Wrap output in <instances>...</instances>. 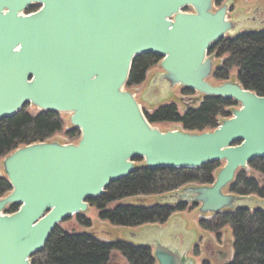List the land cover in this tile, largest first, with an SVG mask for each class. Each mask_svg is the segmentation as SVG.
Listing matches in <instances>:
<instances>
[{
	"label": "water",
	"instance_id": "water-1",
	"mask_svg": "<svg viewBox=\"0 0 264 264\" xmlns=\"http://www.w3.org/2000/svg\"><path fill=\"white\" fill-rule=\"evenodd\" d=\"M216 1L0 0V123L30 106L69 116L81 132L77 143H34L4 158L12 191L0 198V264H33L61 223L85 214L90 200L139 161L147 169L225 164L213 185L191 184L159 205H197L202 216L251 209L241 206L246 196L226 191L239 171L264 158V97L239 82L210 81V50L236 30L230 5L216 9ZM143 54L162 59L161 94L178 86L239 107L214 130L162 131L126 89ZM12 206L18 210L8 213ZM254 209L264 211V200ZM175 221L157 230L147 225L151 244H138L153 247L157 264H193L191 235Z\"/></svg>",
	"mask_w": 264,
	"mask_h": 264
},
{
	"label": "trees",
	"instance_id": "trees-1",
	"mask_svg": "<svg viewBox=\"0 0 264 264\" xmlns=\"http://www.w3.org/2000/svg\"><path fill=\"white\" fill-rule=\"evenodd\" d=\"M39 5L33 6L28 13L35 12ZM218 57L228 55L223 65L215 71L216 82H226L230 72L238 68V81L249 91L264 97V31L247 32L235 38L221 40L210 50ZM161 58L154 54H143L133 63L127 84L129 89L146 82L148 72ZM185 95L196 94L184 90ZM238 104L233 99L204 97L196 108L189 107L180 114L176 104H166L152 113L145 111L151 124L175 123L190 132H205L219 127L221 121L231 117ZM30 106L17 115L6 118L0 123V159L8 156L20 147L34 143L48 142L63 131L65 121L59 113L37 112L32 115ZM67 136L79 139L81 133L71 129ZM143 161H139L141 163ZM224 166L214 162L200 169H147L142 165L130 176L120 179L106 189V193L90 200L92 207L100 212V218L116 226L139 227L150 224H165L171 216L185 210L186 205L171 207L118 206L109 207L129 197L140 195L164 196L187 185H213L217 171ZM252 172L262 179L249 176L247 171H239L229 192L239 196L256 195L264 199V158L250 163ZM12 191L11 184L4 174H0V198ZM18 210L9 207L8 213ZM77 222L91 228L92 221L84 215H78ZM69 220V219H68ZM66 220V221H68ZM201 226L210 231H221L230 225L234 232V258L229 264H264V211L241 208L233 212L220 213L210 221H201ZM113 252L121 253L129 264H155L150 247L135 246L124 241L106 243L89 234L70 233L58 226L51 235L46 247L31 257L33 264H110ZM203 264H210L204 262Z\"/></svg>",
	"mask_w": 264,
	"mask_h": 264
},
{
	"label": "rangeland",
	"instance_id": "rangeland-1",
	"mask_svg": "<svg viewBox=\"0 0 264 264\" xmlns=\"http://www.w3.org/2000/svg\"><path fill=\"white\" fill-rule=\"evenodd\" d=\"M217 1L218 3L216 4V9L220 8L224 2L230 5V18H232V20L236 23V30L234 33L235 36L242 33L259 32L264 30V0ZM212 55L215 58L217 68L223 65L224 61L228 58V55H224L222 57H218L216 54ZM161 72V68L159 64H157L150 70L145 83L131 89L127 87V90H131L136 95L137 100L144 110L152 112L159 106L173 103L178 106L180 114L183 115L189 107L196 108L199 106L200 99L198 94L191 96L185 95L183 92L184 89L178 86L166 90L160 96V86L155 85L156 78ZM210 81L213 83H222L214 81L213 78L210 79ZM228 81H238V68L232 69ZM29 111L32 115L37 114V112L32 108H30ZM63 119L65 121L63 131L56 134L51 140L65 144L76 143L79 139H70L67 136V133L71 130L69 126V116L64 115ZM155 126L162 131L183 129L182 125L175 123H157ZM3 159L4 158L0 159V174L3 173ZM246 171L249 176L262 179V176L257 172H252L250 167ZM228 191L229 190H227V192ZM246 197V200L241 203V206L251 209L256 208L260 198L256 195ZM160 201H162V199H160L159 196L140 195L116 202L112 204L109 209H115L121 205L149 208L159 205ZM85 216L92 221L93 226L91 228L83 227L78 224L76 217H72L68 221H65L60 225V227L70 233L93 235L97 239L106 243L124 241L135 245L151 244L149 243L151 239L145 235L147 227L145 225L139 227H123L113 225L108 221L101 220L99 210L92 206L85 213ZM212 219H214V216L212 215L203 218L198 208L189 205L184 211L171 216L169 222L167 223V225H169V223L174 220L180 221L183 223V231L191 235L188 240L190 245L187 250L189 253L188 256L192 259L193 264H203L204 262H209L210 264H229L234 258L235 238L232 226L228 225L221 231L217 232L206 230L201 226V221H210ZM159 228H162L161 224H153L152 227H149V229L154 230ZM176 236H179L180 238L182 237L180 234H176ZM110 264H129V262L121 253L113 252ZM155 264H157V262Z\"/></svg>",
	"mask_w": 264,
	"mask_h": 264
},
{
	"label": "flooded vegetation",
	"instance_id": "flooded-vegetation-1",
	"mask_svg": "<svg viewBox=\"0 0 264 264\" xmlns=\"http://www.w3.org/2000/svg\"><path fill=\"white\" fill-rule=\"evenodd\" d=\"M217 3H218V1H217ZM224 4V3H223ZM181 189H183V188H181ZM180 190V189H179ZM179 190H177V191H179ZM184 205H186V204H184ZM189 205H191V206H193V207H196V208H198L199 209V207L197 206V205H193V204H189ZM189 205H186V207L187 206H189ZM133 245H135V244H133ZM135 246H138V245H135ZM155 259V258H154ZM155 261H156V259H155ZM157 262V261H156Z\"/></svg>",
	"mask_w": 264,
	"mask_h": 264
},
{
	"label": "crops",
	"instance_id": "crops-1",
	"mask_svg": "<svg viewBox=\"0 0 264 264\" xmlns=\"http://www.w3.org/2000/svg\"><path fill=\"white\" fill-rule=\"evenodd\" d=\"M178 223V221H175V224Z\"/></svg>",
	"mask_w": 264,
	"mask_h": 264
}]
</instances>
